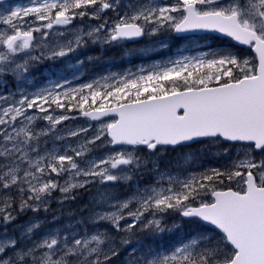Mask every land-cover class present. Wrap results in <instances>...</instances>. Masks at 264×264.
Instances as JSON below:
<instances>
[{
	"label": "snow or ice",
	"instance_id": "6c2138e0",
	"mask_svg": "<svg viewBox=\"0 0 264 264\" xmlns=\"http://www.w3.org/2000/svg\"><path fill=\"white\" fill-rule=\"evenodd\" d=\"M120 7V0H32L0 13V78L13 77L20 89L11 103L0 95L7 103L0 104V223L7 228L15 221L14 208L47 211L54 191L74 200L76 190L99 185L88 222L126 233L120 245L130 244L136 229L153 237L185 225L198 230L167 250L149 248L129 264H264V0H134L122 13ZM108 10L117 13L111 25L102 15ZM86 17L103 23L32 55L54 26L67 30ZM200 31L234 43L106 76L103 84L72 88L66 78L54 79L30 91L25 83L37 64L69 57L89 43L118 46L173 34L194 40L186 34ZM240 46L255 56L245 57ZM85 104L95 107L89 111ZM76 106L84 117L101 121L93 135L84 127L61 134L58 126L70 119L64 112ZM76 138L82 143H68ZM49 140L65 143L58 151L47 146ZM196 143L220 145L225 155L230 148L240 151L223 170L161 169V150ZM98 149L104 154L93 156ZM145 174L152 184L137 182L126 199L114 194L118 185ZM62 176L69 177L64 185L57 179ZM172 216L180 219L169 225ZM38 227L27 226L20 238L5 234L0 264H114L119 256V245L101 230L50 232L20 246Z\"/></svg>",
	"mask_w": 264,
	"mask_h": 264
},
{
	"label": "rangeland",
	"instance_id": "374dc122",
	"mask_svg": "<svg viewBox=\"0 0 264 264\" xmlns=\"http://www.w3.org/2000/svg\"><path fill=\"white\" fill-rule=\"evenodd\" d=\"M9 1H11V0H3V3L0 4V13H4L6 11V9L9 7L28 6L32 2V0H27L24 2L12 0V3ZM161 2L170 3L171 0H161ZM102 15H104V13H102ZM105 16L106 15H104V17ZM105 18L109 21V24L111 25L112 23H114L116 21L117 16L109 15V16H106ZM28 19L32 23H40V22L32 21V18H28ZM77 19H79V18H77ZM77 19L73 22V25L69 26V28L67 30L62 29L59 26H54L53 29L50 30V35H49L48 40L47 41L40 40L39 41L40 46L35 48V50L32 52V55H39L42 47L46 48L47 46L53 45L56 42L64 43L69 39H73L77 32H80L84 29L95 27L96 25H98V24H93L94 22L89 20L87 17L84 18L83 20L79 19V21H77ZM44 23H46V22H44ZM61 32H63V35H61ZM34 35H36L38 37V40H39V34L36 33ZM201 37H203V36H200V37L196 36V39H194V40H184L183 42H180L181 44H179L177 47H172L171 43H172L173 39L170 37H160V36L148 37L149 44L146 46H139V48H141L140 53L143 54V56H141V57L146 58V62H141V63L139 62L137 64L138 66L136 69H132V68L128 67L125 69L124 73H122L120 75H113L112 73H108L110 75H107V74H105V75H107V77L115 76L116 78H119L120 76L125 75L127 73H135L136 70H139L142 67L145 69H148L151 66L157 65V64L166 65L171 60L180 59V58H183L184 56H188V57L200 56L203 53L210 52V51L217 49V48H210L209 42L203 41L202 40L203 38L201 39ZM161 42H163V44H165L167 46L166 47L162 46ZM125 43L126 42H123V41L120 42V44H124V45H125ZM101 44H103V43H101ZM101 46L103 47L106 45H101ZM159 51H165L166 54H164V56H162L161 58H158V59H153V58L148 59L149 57H152L155 55L153 53H156ZM130 55H131V53H130ZM244 56L250 57L246 54ZM81 57L82 56H81L80 51L78 49L75 53L71 54L69 57H65V58H62V59H59L56 61H52V60L42 61L38 65H40V64L46 65L47 63L53 62L56 66V71H57L56 75L53 77L40 79L39 81L34 80V79H32L31 76H29L28 81L25 82L27 89L30 91H34V90L39 89L41 87L48 86V82L50 80H54V79H59V80H61V82H63V79L66 78L68 81H70L69 86L72 88H79L83 84L92 83L93 81H95V79H93L91 81L86 80V81L82 82L81 79L79 78L82 75V73L77 72L78 69H81V66H82V64L79 62V61H81ZM128 58L132 62H135V61H133L134 59L132 58V56H129ZM57 62H60L59 66L57 65ZM105 75L102 77H96V80H99L101 82V84L105 83V81L103 80V77H106ZM8 77H11V76H8ZM8 77L7 78H0V95L8 97L7 103H11L14 97L18 99L20 89L17 86V81H15V79L13 77H11L12 81H13V82H11V81H9ZM114 82H115L114 80L108 81V83H114ZM85 93H86V90H85ZM7 103H5L4 101H0V104H3L4 106H7ZM57 111L59 112L60 110H57ZM64 114L68 115L70 117V119L64 121L61 126H58L61 130V134H63L64 132H66L68 130L84 127V128L90 129L88 135H93L101 126V121L93 123L89 119H84L81 116L80 112L73 114L71 112L65 111ZM104 121L109 122L110 119H105ZM41 125H43V122H41ZM64 143L65 142H63V141L55 142V141L49 140L47 146L49 148H56L59 151L62 149V146L64 145ZM68 143H71L75 146L78 143H82V140L79 138H76V139L69 140ZM201 147L202 146L199 147V150L202 152V150L200 149ZM210 149L211 150L208 154L205 153L204 155L200 154L199 156H197L198 158L200 157V159H201L199 162L200 166H198V163L195 164L193 162V158H194L193 156L196 154H194V153H191V154L183 153V156L181 157V160H182L181 166H177V164H175V166L170 167V169H167L166 167H164V169H167L173 173H177V170L183 171L185 169L186 170L191 169V170L196 171L197 173L203 172V171H211V169H209V167L211 166L212 160H209V158L210 157L213 158V155H215V153H217V148H216V146H214V147H210ZM191 150L193 151L194 149H191ZM237 150H238V148H233L232 150H229V154L233 155L234 152H237ZM194 151H196V150H194ZM220 151L223 154H225L223 151V148H221ZM103 154H104V149H98L96 152L92 153L93 156H100ZM158 156L167 157L165 155H161L160 153L158 154ZM175 157L177 158V155ZM154 158L156 159V157H154ZM57 179L59 180L61 185H64L65 181L68 180L69 177L62 176V177H59ZM137 182H139L140 186L143 187L145 185L152 184L153 180L148 174H145L142 179L137 177L136 179H134L133 181H131L128 184L118 185L115 189H113V192L120 199H126L134 191V188H135V185ZM88 190L91 192L90 199H89L90 206L88 207V210H87L88 213L83 215L87 222H88V218H89V215H90L92 209L95 207V205L93 204V200H94V198H97V199L99 198L100 191H102V189L100 188L99 185H89ZM85 191L87 192V190H85ZM75 196H76V194H75ZM19 199H20V197H19ZM19 199H18V201H19ZM74 200L75 201H81V199H78L77 196ZM70 201L71 200H66V201L63 200V194L59 191H54L51 194V197L47 201V204H46L47 211H44L42 208L41 211H39V212H32V211L19 212L18 208H14L13 214L16 216L15 221L13 223L9 224L7 226V228H5L2 223H0V239H3L5 237V234L7 236H10V237L20 238V237H22L27 226H30L33 223H38L39 227L37 229H34V232L31 236L30 240L29 239H20V241H19L20 246H22V247L26 246V245L30 244L31 241L38 242L39 240L43 239L46 236V234H48L50 232H69V233H71L73 230L77 233H83V232L94 233L97 230L105 231L106 233H108L109 238L114 239L117 243L116 237L118 235L116 234L115 231L109 232L108 228H111V225H109V224L99 226V225H94V224L88 222L89 225H84L80 229H75L71 226V224H68V223L59 224V223H57L59 218H58V216H56L57 214H55V212L56 211H63V207H68L70 204ZM2 206L3 205L1 204L0 207H2ZM82 209L84 210L85 208H82ZM169 219H171L175 223H178L180 218L176 217V216H172V217H169ZM135 231L138 232L139 229H136ZM207 235H210V234L207 233ZM122 248H124V251H123L124 256L121 257L122 260L120 261V264H123V261H124L123 258L127 257V255L129 253L133 252V250L131 248H136V246L130 247V246L123 245ZM155 250H163V249H155ZM142 254L143 253L141 251H136L135 257H139ZM127 264H129V263H127Z\"/></svg>",
	"mask_w": 264,
	"mask_h": 264
},
{
	"label": "trees",
	"instance_id": "16d2710c",
	"mask_svg": "<svg viewBox=\"0 0 264 264\" xmlns=\"http://www.w3.org/2000/svg\"><path fill=\"white\" fill-rule=\"evenodd\" d=\"M194 35V34H191ZM190 36V35H189ZM203 39L207 38L208 35H202ZM205 36V37H204ZM210 36V35H209ZM194 37H196L194 35ZM200 37V36H197ZM170 38L173 39L172 41V47H177L180 42H183L186 39H182L180 37H176L175 35L170 36ZM202 39V40H203ZM206 41V40H205ZM219 48V47H218ZM140 49L138 46V43L136 46H134L131 43H125L124 44H119L118 46H104L102 47L101 45L98 44H92L89 43L87 47L80 48V54L82 57L85 58V66L87 68V73L91 77H102L105 74L108 73H118L122 74L124 73L125 69L130 67L132 69L137 68V64L139 62H131V60L128 58L130 56V53L132 55H135V60H139L138 58L143 56V54L140 53ZM243 55H248V56H254L252 52H249L248 50H244L242 52ZM137 62V63H136ZM57 65H60V62H57ZM138 72V70H136ZM135 72V73H136ZM9 81H12L11 77H8ZM87 93V92H86ZM99 102V101H98ZM97 102V104H98ZM95 105L92 106V108H89V105H85V109L87 110H93ZM71 113H77L80 112L81 110L79 106L73 107L71 111H67ZM87 119V118H84ZM198 146H202L200 149L202 152L197 148V151L200 152V154L204 155L205 153L210 152V147L216 146L217 148V153L213 155V158L210 157L209 160H214V163H218L221 165V167H224L226 162L225 154H223L220 149L222 148L220 145H214V144H200L197 143ZM220 148V149H219ZM196 151H192L191 149L185 148V154H191L195 153ZM198 152V153H199ZM142 156L145 155V153H140ZM173 155V156H172ZM168 157L164 156H158V160L160 165L162 163L167 164L165 167L167 169H170V164L167 159L172 158L171 160L175 162L176 164V153L170 152V154L167 153ZM157 158V157H156ZM186 170V169H185ZM76 196L78 199H81V201H75L71 200L70 204L68 207H63V211H57L55 214L58 216V221L57 223L63 224V223H68L71 224V226L75 229H80L84 225H89L88 222L85 220V217L83 216L84 214L88 213V207L90 206V194L91 192L87 189V192L85 189H78L75 191ZM19 197H17L18 201ZM1 205V204H0ZM82 208H85L84 210ZM68 213V214H67ZM59 214V215H58ZM167 223L169 225H173L175 222H173L171 219H167ZM111 228H108L109 232H113ZM197 229L191 228L187 225H185L182 229L176 230L173 229L171 232L165 233L160 236H149L146 233L143 232H136V236L132 238V242L126 246L134 247L138 249V251H141L142 253L146 252L149 248L152 249H163L167 250L171 246H173L178 239L188 237L191 234L197 233ZM117 234V233H116ZM183 234V235H182ZM210 235H215L212 232H209ZM117 244L119 245L120 248H122L123 245L119 244L120 238L125 236L126 233H119L117 234Z\"/></svg>",
	"mask_w": 264,
	"mask_h": 264
},
{
	"label": "flooded vegetation",
	"instance_id": "af4514ba",
	"mask_svg": "<svg viewBox=\"0 0 264 264\" xmlns=\"http://www.w3.org/2000/svg\"><path fill=\"white\" fill-rule=\"evenodd\" d=\"M16 1H20V2H24V1H27V0H16ZM9 2H11L12 3V0L11 1H9ZM130 2H134V0H120V5H121V7L118 9V11H120L121 13L125 10V6H127ZM177 2V0H171V2L170 3H176ZM104 15H106V16H109V15H114V16H117V13L116 12H114V11H111V10H108L107 12H105L104 13ZM103 15V16H104ZM105 16V17H106ZM77 21H79V19H77ZM92 22H94L93 24H99L100 22L102 23L103 22V20H91ZM195 36H202V34H194ZM194 35H190V36H194ZM203 35H208V37L207 38H205V39H203V41H208L209 42V47L210 48H218V47H221V46H224V45H226V44H228V43H234V42H232V41H230V40H225V38H223V37H220L219 38V40L218 39H216V37H218V35H216V34H203ZM210 35V36H209ZM176 36V35H175ZM189 36V35H188ZM176 37H178V36H176ZM123 42H126V43H131V44H133L134 46H136L137 45V43H138V46H146V45H148L149 44V40H148V37H144L141 41H138V42H132V41H123ZM92 44H98V45H104V44H101V43H92ZM104 47V46H103ZM242 48V47H241ZM242 49H244V50H248L247 48H242ZM253 53V52H252ZM153 54H155L154 56H152V57H149L148 59H158V58H161L162 56H164V54H166L165 53V51H159V52H156V53H153ZM253 55H254V53H253ZM130 56H132V58L134 59L133 61H137V62H146V58H138L139 60H135V55H132V53H131V55ZM255 56V55H254ZM81 64H82V66H81V69H78V73H82V75L79 77L80 79H81V81L82 82H84V81H86V80H93V79H95L96 80V77H91V76H89L88 75V73H87V68H86V66H85V58L84 57H81V61H79ZM132 62V61H131ZM56 73H57V71H56V66H55V64L53 63V62H51V63H47L46 65H43V64H40V65H36L33 69H32V71H31V74H30V76L32 77V79H34V80H37V81H39L40 79H44V78H48V77H53V76H55L56 75ZM112 74L113 75H120V74H118V73H114V72H112ZM107 75H110V74H107ZM107 75H105V76H107ZM86 90V92H87V89H85ZM185 148H187V149H194V150H196V152L194 153V154H196V155H194L193 157V162L195 163V164H197L198 163V166H200V164H199V162H200V157L198 158L197 156H199L200 155V152L199 151H197V148H199V146H198V144L196 143V144H193V146L192 147H183V148H181V147H176L175 149H173L171 146H169L168 148H166V149H163V150H161V152H160V154L161 155H167V153L168 154H170V152H172V153H176V155H177V158H176V164H177V166H181V157L183 156V153H184V151H185ZM238 148V147H237ZM233 148H230L229 150H232ZM238 150L240 151V149L238 148ZM237 150V152H239ZM199 152V153H198ZM237 152H234V154L232 155V154H229V155H225V158H226V160H225V162H226V164H225V166L224 167H221V165L220 164H218V163H214L215 161L214 160H212L211 161V166L209 167V169H218V170H223V169H225L227 166H228V164L230 163V160L232 159V158H234L235 156H236V154H237ZM182 153V154H181ZM168 157V156H167ZM258 159L260 158V157H257ZM152 159H155L154 157L152 158ZM172 158H169V159H167L168 160V162H169V164H170V167H174L175 166V162H173L172 160H171ZM167 164H164V163H162L161 165H160V167H161V169H164V167L166 166ZM177 172H179L178 170H177ZM227 183V182H226ZM234 188L236 187V185H232ZM132 250H135V251H133V252H131V253H129L128 255H127V257H125V258H123L124 259V261H123V264H127V263H129L130 262V260L132 259V258H134L135 257V255H136V251H138V249H136V248H131ZM118 251H119V256L118 257H115V258H113V260H114V264H120L119 262L122 260V256H124V253H123V251H124V248H120V247H118ZM142 251V250H141ZM121 259V260H120Z\"/></svg>",
	"mask_w": 264,
	"mask_h": 264
},
{
	"label": "water",
	"instance_id": "95a60500",
	"mask_svg": "<svg viewBox=\"0 0 264 264\" xmlns=\"http://www.w3.org/2000/svg\"><path fill=\"white\" fill-rule=\"evenodd\" d=\"M191 34H216V35H218L219 36V34L218 33H214V32H204V31H200V32H195V33H188V34H186V35H191ZM175 35V34H174ZM144 38V37H143ZM143 38H140V39H138V40H129V41H132V42H138V41H141ZM240 47H242V48H247V46H240ZM254 53V52H253ZM254 55H255V53H254ZM89 111H91V110H89ZM81 116L83 117V118H87V117H84L83 115H82V113H81ZM87 119H89V118H87ZM103 120H105V119H110V118H102ZM91 122H93V123H96V122H100V121H94V120H91V119H89Z\"/></svg>",
	"mask_w": 264,
	"mask_h": 264
},
{
	"label": "bare ground",
	"instance_id": "6f19581e",
	"mask_svg": "<svg viewBox=\"0 0 264 264\" xmlns=\"http://www.w3.org/2000/svg\"><path fill=\"white\" fill-rule=\"evenodd\" d=\"M57 212V211H56ZM116 259V258H115ZM121 260V259H120ZM120 263V262H119Z\"/></svg>",
	"mask_w": 264,
	"mask_h": 264
}]
</instances>
